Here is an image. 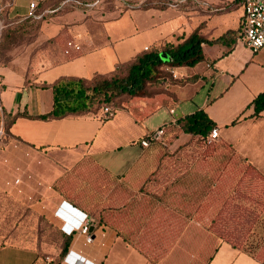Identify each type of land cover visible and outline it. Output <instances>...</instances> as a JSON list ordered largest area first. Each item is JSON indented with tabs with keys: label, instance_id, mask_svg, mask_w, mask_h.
Listing matches in <instances>:
<instances>
[{
	"label": "crops",
	"instance_id": "obj_1",
	"mask_svg": "<svg viewBox=\"0 0 264 264\" xmlns=\"http://www.w3.org/2000/svg\"><path fill=\"white\" fill-rule=\"evenodd\" d=\"M44 1L13 0L10 16L27 18L30 3ZM127 1L131 6L120 2L63 13L42 27L43 57L16 58L0 67V133L4 118L16 117L9 155H0V191L16 210L33 214L44 208L47 216L59 210L67 230L79 225L80 214L105 221L91 226L90 244L74 229L69 255L59 263L0 239V264H74L78 257L89 264H264V247L250 254L227 242L195 254L183 249L178 260L180 252L172 247L179 236L170 223L210 221L212 204L225 200L219 177L242 155L264 177V111L257 118L248 108L264 92V47L253 53L237 44L239 36L232 44H203L205 61L172 70L174 78L188 82L129 100L107 121L98 112L38 119L53 109L49 86L62 77L110 75L195 32L217 41L241 28L240 0H186L179 7L150 9L140 7L147 0ZM69 41L81 50L66 54ZM177 106L186 109L180 117ZM199 110L219 128L226 150L237 151L228 153L227 165L212 163L210 155L180 159L166 155L161 144L140 145L148 132L175 126ZM39 197L43 203H36Z\"/></svg>",
	"mask_w": 264,
	"mask_h": 264
},
{
	"label": "rangeland",
	"instance_id": "obj_2",
	"mask_svg": "<svg viewBox=\"0 0 264 264\" xmlns=\"http://www.w3.org/2000/svg\"><path fill=\"white\" fill-rule=\"evenodd\" d=\"M12 1L0 0V66L9 65L16 58H24L32 62L36 57H43L46 51L40 40V34L44 23H50L63 13L76 8L58 9L62 0H52L48 7L41 9H57L54 13H48L40 20H31L11 17ZM107 3L100 1L91 10L99 11L106 7ZM172 70L173 67L163 66L158 71L160 78L146 85V95L151 96L159 90H166L171 83L183 85L187 82L186 79L174 78ZM175 108L179 117L181 112L186 110L181 106ZM10 142L7 134L0 133V155H9ZM161 146L166 155L183 157L180 159H186L187 156L196 159L210 155L212 163L217 165H222L221 163L227 165L228 153L237 152L234 149L226 150L225 144L220 139L208 144L202 138L191 139L189 135L180 131L170 133ZM240 161V163L238 160L232 162V169L219 177L221 190L224 193L221 197L225 200L212 204L214 210L211 211L210 221H194V227L192 221H170L173 233L179 236L172 247L180 252L178 260H181L183 249H187L189 253L194 251L195 254L198 249L202 251L203 246L206 248L208 244L211 251L224 242L237 244L238 248L250 254L258 253L264 247V177L255 174L257 168L248 157L242 155ZM38 186L43 185L40 182ZM51 189L54 187L52 186ZM1 200L0 197V239L3 243L32 247L43 258L54 259L57 263L66 239L63 229L67 225L64 221H60V211H54L51 216H47L44 208L36 209L34 221H16L17 214L4 208ZM35 201L43 203L40 197ZM90 218L94 221L93 225L98 227L105 223L96 216ZM206 237H210L209 242L205 241Z\"/></svg>",
	"mask_w": 264,
	"mask_h": 264
},
{
	"label": "trees",
	"instance_id": "obj_3",
	"mask_svg": "<svg viewBox=\"0 0 264 264\" xmlns=\"http://www.w3.org/2000/svg\"><path fill=\"white\" fill-rule=\"evenodd\" d=\"M100 1H106L108 2V5H114V3L120 2L130 5L127 0H94L93 2L87 0H62L58 9L64 7H81L86 9L87 7L97 5ZM51 3L52 0H46L41 4V6H37L36 13L38 16H41L40 18L28 19L40 20L48 13H54L57 9H41V7H48ZM185 3L186 0H147L140 7L144 9L156 7L164 8L167 6L179 7L181 5H185ZM240 30L241 28L238 31V35L230 32L217 41L206 40L195 32L182 44L177 46H167L162 51L154 50L145 52L139 55L128 65H125L110 75H96L92 79L62 77L49 86L54 95L53 109L49 113L39 116L38 119L52 120L70 116H81L88 113H97L104 107H110L117 110L128 103L129 100L149 96L146 95L145 92L146 85L160 78L158 76V71L163 66L173 68L194 67L205 61V55L202 47L203 44L212 45L215 42L232 44L235 42L236 37L240 35ZM161 53L168 54L173 59L172 62L164 63L160 57ZM248 108H252L254 111L252 117L258 118L264 111V92L260 93ZM4 119L3 134H7L10 139L9 127L16 117H13L12 119ZM237 122L238 121H234L232 125L237 124ZM215 127L216 124L209 118V116L203 110H199L180 119L175 126H164V141L173 131L183 132L189 135L191 139L199 137L206 140L207 136ZM0 197L2 199L1 205L17 214L15 215L17 217L16 221H34L35 212L32 214V211L30 210H16L14 208V200L9 195L3 194L1 191ZM63 232L66 239L57 263L68 257L69 248L74 235V232H68L64 229ZM234 246L237 247V244H234Z\"/></svg>",
	"mask_w": 264,
	"mask_h": 264
},
{
	"label": "built area",
	"instance_id": "obj_4",
	"mask_svg": "<svg viewBox=\"0 0 264 264\" xmlns=\"http://www.w3.org/2000/svg\"><path fill=\"white\" fill-rule=\"evenodd\" d=\"M243 7V17L241 21L240 35L237 39V44H244L253 53L260 51L264 47V0H240ZM38 3L32 2L29 5L27 18H40L36 13ZM148 48H146L147 50ZM72 50L80 51L81 47L74 41L67 43L66 54H70ZM173 73V71H172ZM174 75V74H173ZM171 113L175 112L171 110ZM116 115V110L110 107H104L98 112V117L102 121L112 119ZM165 128L161 127L157 130L148 132L146 136L140 141V145L143 148H148L152 144L164 143ZM220 137L219 128L212 129L210 134L206 138L208 144L216 142ZM80 214V213H79ZM78 226L71 228L70 230L64 229L68 232H74L79 230L86 237V243L93 242L92 233L90 232L93 225V219L87 215L80 214L78 216ZM74 264H89L83 258L78 257Z\"/></svg>",
	"mask_w": 264,
	"mask_h": 264
},
{
	"label": "water",
	"instance_id": "obj_5",
	"mask_svg": "<svg viewBox=\"0 0 264 264\" xmlns=\"http://www.w3.org/2000/svg\"><path fill=\"white\" fill-rule=\"evenodd\" d=\"M160 57H161V59L163 60L164 63H171L172 60H173V59H172L168 54H166V53H161V54H160ZM90 232L93 233V227H91Z\"/></svg>",
	"mask_w": 264,
	"mask_h": 264
}]
</instances>
